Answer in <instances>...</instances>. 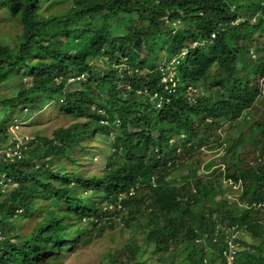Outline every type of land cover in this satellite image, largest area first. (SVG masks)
<instances>
[{
  "label": "trees",
  "instance_id": "16d2710c",
  "mask_svg": "<svg viewBox=\"0 0 264 264\" xmlns=\"http://www.w3.org/2000/svg\"><path fill=\"white\" fill-rule=\"evenodd\" d=\"M0 18L21 26L15 47L0 41V150L19 145L11 123L70 120L0 158V264H62L114 225H134L156 264H226L236 227L237 263L264 264V0H0ZM226 124L243 128L216 135ZM97 138L109 150L87 174ZM203 147L230 156L214 181L199 161L171 178ZM113 252L106 264H153L137 243Z\"/></svg>",
  "mask_w": 264,
  "mask_h": 264
},
{
  "label": "rangeland",
  "instance_id": "374dc122",
  "mask_svg": "<svg viewBox=\"0 0 264 264\" xmlns=\"http://www.w3.org/2000/svg\"><path fill=\"white\" fill-rule=\"evenodd\" d=\"M21 33V26L18 24V22H4L1 21L0 18V41L2 43L11 45L12 47L16 46L18 43L17 36ZM17 43H16V42ZM16 44V45H15ZM95 65L97 66L96 70L98 72L99 69L104 68L103 64L100 62H96ZM169 77H173L174 73L170 72L168 74ZM263 87H264V81H263ZM12 93L11 90H4L0 93V98H5L9 96ZM38 114L34 115V124L31 126H25L23 125H12L9 124V134L11 136V141H19V144L21 145L24 140L32 139L37 133L41 136H51L52 131L58 127L59 125H67L70 123V120L68 117L59 116L58 118L51 117L49 119V115L45 113L42 117L41 115L37 116ZM249 115V112H247L244 116L247 117ZM243 128L241 124H239V128ZM238 129L230 128L227 124L224 125L221 128H218L216 130V135H219L220 137H225L227 133H230L231 135H235L236 132H238ZM215 136H211L210 140V147H215L217 145V142L214 141ZM91 146L93 147V152L90 155L89 163L82 168L87 174H99L102 170L105 159L101 157L100 153H103L104 150H109V147L107 144L101 142V138H97L95 141L91 143ZM202 153H194L192 154V157L184 156L182 158V161L187 163L184 164V166H180L178 170L174 169L171 171V178L176 179L177 181L181 180L182 175H186L189 170H193V164L195 161H199V170L196 171L194 174L195 176H206L204 179L214 181L215 177L219 176V170L221 169L223 171L226 160L230 159V156H228L223 149L216 148L209 150L205 147L201 149ZM97 155L93 160L91 158L93 156ZM1 156V155H0ZM209 161H214V167H217L215 169L214 173H210L212 171L213 167H209ZM220 168V169H219ZM222 184L224 185L223 188L226 189V192L224 194V197L229 201L233 202L234 199H239V188L240 186H232L233 191L237 194H232L229 190L231 187V183L228 181H223ZM12 185V184H11ZM9 185V186H11ZM8 196V193H4V195L0 196V201ZM222 197V196H221ZM220 196H217V200L221 199ZM29 227H25L23 231H26ZM22 231V232H23ZM21 232V233H22ZM92 242L84 247H78L72 252L69 253L67 259L64 260L62 264H106L109 258V255L113 252L116 253L123 248L129 249L134 246V243H137V245L144 250L143 255L144 259L149 258V261L153 264H156L154 261L157 258V255L152 254V247L148 245L146 242H144V238H142V235L138 233V230L134 225H131L129 227L120 226V225H114L113 228H104L101 231L96 232L92 235ZM137 239V242H136ZM134 240V241H133ZM166 261L165 264H179V257L176 258V260H173L172 256L170 254L163 256Z\"/></svg>",
  "mask_w": 264,
  "mask_h": 264
},
{
  "label": "built area",
  "instance_id": "2783aa9c",
  "mask_svg": "<svg viewBox=\"0 0 264 264\" xmlns=\"http://www.w3.org/2000/svg\"><path fill=\"white\" fill-rule=\"evenodd\" d=\"M20 145V144H19ZM19 145L17 146V149L12 151L10 148H6V149H1L0 150V158L5 157V158H9V157H18L21 158V152H20V147ZM136 193L135 188H131L130 191L128 192V196H134ZM256 208L258 209H262L264 210V205L262 203H259L257 205H255ZM108 208H112V205H110ZM122 206L121 204L118 205V212H122ZM217 231H216V235L215 238H213V241H216V237L219 236L220 233H222L223 231V227L220 225H217L216 227ZM225 229L224 232L226 234L225 237V242L227 243V250L224 251V257L226 260V264H238L237 260H236V254H237V249H238V243L235 242L237 233H236V227H233L231 229V231ZM208 234H204L202 238H199L198 241L204 240V238H207ZM1 233H0V239H1Z\"/></svg>",
  "mask_w": 264,
  "mask_h": 264
}]
</instances>
